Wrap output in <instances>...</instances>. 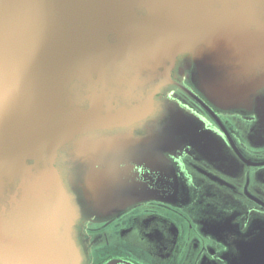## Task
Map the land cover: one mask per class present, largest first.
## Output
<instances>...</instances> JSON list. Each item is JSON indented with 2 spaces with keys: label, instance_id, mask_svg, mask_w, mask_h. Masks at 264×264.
<instances>
[{
  "label": "water",
  "instance_id": "obj_1",
  "mask_svg": "<svg viewBox=\"0 0 264 264\" xmlns=\"http://www.w3.org/2000/svg\"><path fill=\"white\" fill-rule=\"evenodd\" d=\"M181 62L264 112V0H0V264L82 263L76 195L101 152L165 131Z\"/></svg>",
  "mask_w": 264,
  "mask_h": 264
},
{
  "label": "flooded vegetation",
  "instance_id": "obj_2",
  "mask_svg": "<svg viewBox=\"0 0 264 264\" xmlns=\"http://www.w3.org/2000/svg\"><path fill=\"white\" fill-rule=\"evenodd\" d=\"M184 67L165 131L101 152L77 193L81 264H264V112L217 107Z\"/></svg>",
  "mask_w": 264,
  "mask_h": 264
}]
</instances>
